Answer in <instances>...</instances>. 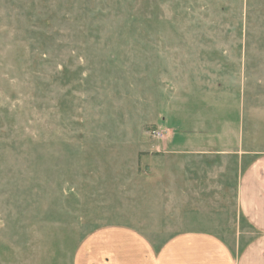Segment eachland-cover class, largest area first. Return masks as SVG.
<instances>
[{
	"label": "rangeland",
	"instance_id": "obj_1",
	"mask_svg": "<svg viewBox=\"0 0 264 264\" xmlns=\"http://www.w3.org/2000/svg\"><path fill=\"white\" fill-rule=\"evenodd\" d=\"M264 160V0H0V264L106 226L238 257Z\"/></svg>",
	"mask_w": 264,
	"mask_h": 264
},
{
	"label": "crops",
	"instance_id": "obj_2",
	"mask_svg": "<svg viewBox=\"0 0 264 264\" xmlns=\"http://www.w3.org/2000/svg\"><path fill=\"white\" fill-rule=\"evenodd\" d=\"M238 202L256 234L238 257L207 232H182L156 248L133 228L106 226L85 238L72 264H264V160L252 162L241 174Z\"/></svg>",
	"mask_w": 264,
	"mask_h": 264
}]
</instances>
